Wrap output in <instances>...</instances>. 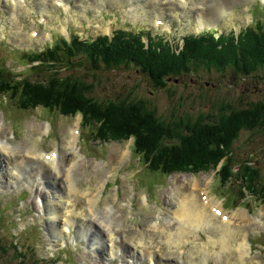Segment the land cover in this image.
Returning <instances> with one entry per match:
<instances>
[{"label":"rangeland","instance_id":"1","mask_svg":"<svg viewBox=\"0 0 264 264\" xmlns=\"http://www.w3.org/2000/svg\"><path fill=\"white\" fill-rule=\"evenodd\" d=\"M17 1L15 7L16 0H0V67L22 76L34 72L23 52L43 50L58 37L91 39L125 29L170 42L264 24V0H188L186 6L176 0H59V7L56 0ZM216 9L218 18L212 17ZM158 17L161 25H155ZM71 68H60L63 76L83 74ZM230 76L201 70L156 90L134 69L105 70L93 80V96L144 100L167 120L209 113L216 100L236 107L264 103V73L247 80ZM12 104L0 97V141L9 147V153L0 150V264H33L32 257L55 264L59 253L70 257L67 264H264V202L240 199L242 181L223 185L217 170L147 171L134 139L101 141L95 139L98 122L83 125L80 115ZM52 153L60 171L44 165ZM232 154L234 163H256L264 178V129L243 131ZM194 182L202 189L190 186ZM195 194L213 213L212 229L191 228L174 217L185 197ZM13 237L27 260H16L17 252L14 257Z\"/></svg>","mask_w":264,"mask_h":264},{"label":"trees","instance_id":"2","mask_svg":"<svg viewBox=\"0 0 264 264\" xmlns=\"http://www.w3.org/2000/svg\"><path fill=\"white\" fill-rule=\"evenodd\" d=\"M183 40V43H171L164 38L122 29L114 32L112 38L105 35L88 40L75 35L70 40L59 37L52 46L28 57L34 70L32 74L18 76L0 67V97L12 101V105L19 103L23 109L42 106L65 115L81 114L83 125L100 123L95 139L101 141L134 139V153L147 171L167 176L217 170L223 185L232 178L243 182L240 199L251 195L264 202V178L261 179L256 163L250 160L234 163L232 154L243 131L264 129V103L236 107L230 101L216 100L209 113L195 118L173 116L174 120H167L159 117L156 109L144 100L100 101L93 96V80L105 70L134 69L156 90L164 89L177 76L201 70L230 73L233 78L244 80L264 73V24L255 28L248 26L247 31L238 35L233 31L219 35L213 30L197 36L189 34ZM60 68L83 74L63 76ZM42 69L45 70L41 72ZM90 76L92 80L88 79ZM228 189L233 187L230 185ZM14 239L10 244L14 257L17 252L16 260H27ZM0 249H4L1 236ZM62 255L54 257L55 264L61 259L62 264L68 263L70 257L63 259ZM31 261L33 264L46 262L38 257H32Z\"/></svg>","mask_w":264,"mask_h":264},{"label":"bare ground","instance_id":"3","mask_svg":"<svg viewBox=\"0 0 264 264\" xmlns=\"http://www.w3.org/2000/svg\"><path fill=\"white\" fill-rule=\"evenodd\" d=\"M62 1V4L64 3L63 2V0H61ZM164 2H170V3H172V0H163ZM177 2H178V4H179V2H180V4H183L184 6H186V4H187V1L186 0H176ZM225 1V0H224ZM241 1H245V0H241ZM26 2V1H25ZM226 2V1H225ZM17 3H19V4H21L20 2H18L17 0H16V4L14 3V6L15 7H17ZM56 6L57 7H59L61 4H60V2H59V0L57 1L56 0ZM64 5V4H63ZM22 7V6H21ZM63 7V6H62ZM219 11L220 10H218V9H216L215 11H213L212 12V17H216V18H218L219 17ZM159 19H160V17H158ZM205 19V18H204ZM214 19V18H213ZM156 23L158 24V23H160V21H157L156 20ZM160 24H162V23H160ZM184 38V37H183ZM183 40V39H182ZM184 41V40H183ZM79 132H78V134H75V133H72V136H73V142H72V144L74 145L75 144V140L78 138V136H79ZM0 150H2V151H5L6 153H9V147H8V144H7V142L5 143H3L2 141H0ZM58 151V150H57ZM56 151V152H57ZM59 152H61L60 150H59ZM59 152H57V154L59 153ZM34 152H30V154L32 155ZM75 153H79V152H75ZM46 155L47 154H45L44 155V160L46 161V159H45V157H46ZM34 156V158L35 159H37L38 157H40V155L39 154H34L33 155ZM48 162L45 164L44 163V165L45 166H47V167H49V168H51V169H53V170H56V171H58L59 170V168H60V161H58V159L56 160V162H55V157H54V155H51L49 158H48ZM55 163H56V165H55ZM80 163V162H79ZM52 164V165H51ZM78 164V163H77ZM76 164V165H77ZM53 165H55V166H53ZM76 167V166H75ZM20 168H21V166H20ZM60 171V170H59ZM72 168L71 169H68V173L69 174H72ZM66 173V172H65ZM68 174V175H69ZM74 174V173H73ZM68 178H70V177H68ZM197 182H194V184H191L190 186H192L193 188H201V186L202 185H199V187L197 186ZM202 184H204V183H202ZM202 189V188H201ZM208 203H209V201H207ZM42 204V203H41ZM217 204V203H216ZM220 205V204H219ZM218 205V206H219ZM48 207V206H47ZM51 207V206H50ZM49 209V208H48ZM219 209H220V206H219ZM181 211V212H180ZM178 212H180V214L177 216V215H175L176 213H178ZM178 212H176V213H174V217H177L178 218V220L180 221V223L181 224H183V225H187V226H190L191 228H209V229H212L210 226H209V224L211 223V221L213 220L212 218L214 217L212 214L213 213H210V210L203 204V203H198V201H197V199H196V194L195 195H193L192 196V198H186L185 197V199H184V203L181 205V208L179 209V211ZM53 213H55V212H51V214H50V210H49V215L51 216ZM56 216L57 215H54V217L56 218ZM222 216H224V215H222ZM167 220V219H166ZM165 219H164V221L162 222V220H160V222H159V224H161V222H162V224L160 225V227L162 228V226L164 225L165 227L167 226V221H166ZM179 223V224H180ZM107 226L109 227L110 226V229H114V228H116L115 226H114V228H112V226L110 225V221H109V225L107 224ZM225 228H226V230H227V228H230V227H228V226H224ZM190 228V229H191ZM231 230V229H230ZM228 231V230H227ZM224 232H225V230H224ZM227 233V232H226ZM242 246V245H241ZM243 247V246H242Z\"/></svg>","mask_w":264,"mask_h":264}]
</instances>
